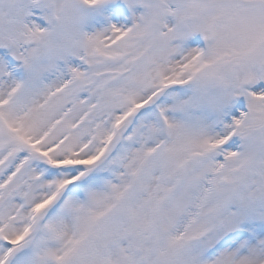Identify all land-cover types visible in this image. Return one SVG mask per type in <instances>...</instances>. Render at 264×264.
Returning a JSON list of instances; mask_svg holds the SVG:
<instances>
[{"label": "snow or ice", "instance_id": "1", "mask_svg": "<svg viewBox=\"0 0 264 264\" xmlns=\"http://www.w3.org/2000/svg\"><path fill=\"white\" fill-rule=\"evenodd\" d=\"M0 264H264V0H0Z\"/></svg>", "mask_w": 264, "mask_h": 264}]
</instances>
